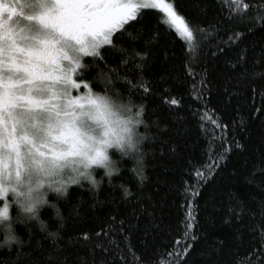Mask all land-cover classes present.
Listing matches in <instances>:
<instances>
[{"label": "snow or ice", "instance_id": "obj_1", "mask_svg": "<svg viewBox=\"0 0 264 264\" xmlns=\"http://www.w3.org/2000/svg\"><path fill=\"white\" fill-rule=\"evenodd\" d=\"M219 2L221 14L204 24L182 14L176 0H0V217L12 211L7 194L17 191L26 173L36 175L38 190L55 193L77 220L89 219L88 213L95 215L103 203L101 184L80 179L82 159L95 162L80 119L106 106L87 81L77 78L90 68L103 92L127 102L129 109L135 106L146 131L155 127L148 138L156 141L161 156L181 158L187 147L183 137L189 125L182 108L198 118L200 129L207 131L211 123L213 141L215 131L221 133L219 146L210 144L203 162L186 161L190 178L178 189L183 228L167 248L161 250L157 240L171 229L162 223L159 202L144 190L146 153L138 150L137 188L119 184L120 199L112 201L117 211L103 226L67 235L68 217L47 195L28 218L15 207L14 220L23 224L28 239L15 235L9 224L15 242L0 244L7 248L0 264H228L226 250L243 243L245 230L259 239L233 264H264V86L257 85L264 81V36L245 39L264 31V0ZM150 9L163 15L148 17L144 10ZM201 11L206 14V3ZM161 24L185 44L179 67L167 63ZM189 78L193 83L187 94L197 107L185 105L178 91ZM81 86L85 91L74 95ZM152 96L163 110L154 105L149 122L145 117ZM234 99L246 102L233 105ZM233 153L237 162H231ZM113 179L108 177L109 185ZM86 187L90 204L83 198ZM201 199L221 213L222 224L232 226L231 236L196 227ZM45 206L59 220L54 228L41 219ZM208 219H214L211 212ZM133 235L140 238V250L131 242Z\"/></svg>", "mask_w": 264, "mask_h": 264}, {"label": "trees", "instance_id": "obj_2", "mask_svg": "<svg viewBox=\"0 0 264 264\" xmlns=\"http://www.w3.org/2000/svg\"><path fill=\"white\" fill-rule=\"evenodd\" d=\"M180 7L182 14H185L186 17L191 19H196L201 21L204 24H209L218 18L220 13V2L219 0H176ZM207 4L206 14L201 11L204 4ZM145 15L151 18H158L163 14L157 10H144ZM155 22V20H153ZM161 33L163 34V39L161 41V46L166 47L169 51L168 64L175 63L177 67L180 66V61L184 55L185 44L181 38L175 33L174 30L169 31L167 25H160ZM261 36H264V31H257L254 36H246V40L257 39ZM221 38H225L224 33H221ZM207 46H205L202 51H206ZM174 54V55H172ZM161 61L160 55L157 56V64ZM85 63H91V61L85 57ZM96 75V70L90 68L83 71L82 75H78L77 78L83 79L89 83V86L93 90L103 91V85L94 79ZM192 79H188L186 83H183L178 86V91L181 95L184 96V104H192L193 107L197 105L192 100L191 96L187 93L190 90L192 85ZM258 88L264 86V81H257ZM249 101L251 99V93H247ZM244 104L246 101L241 99L240 101L233 100V105L236 103ZM260 97L257 95L256 103L259 104ZM154 105H159L160 109L163 110V105L160 103L159 99L152 96L148 98V109L145 119L150 122L153 115L151 109ZM181 112L187 115V123L189 125L187 134L183 137V140L187 144L186 148L182 149L183 156L181 158H172L167 154L161 156L158 152V144L155 140H152L149 137V133H155V127L151 126L146 131L143 125L140 126V132L145 133V140L142 145V150L146 153L144 158L145 168L144 171L148 176L146 182L145 191L151 192L155 199L159 202L158 212L163 216L162 223L170 226V231L161 233V237L158 238L157 243L160 245L161 250L169 246L168 242L175 236L180 234L182 231L183 225L181 221L184 219L185 209L181 206L183 203L182 192L178 189H181L183 186V181L189 179L188 173L184 171V168L187 166L186 161L190 158L193 162H203L208 156V147L210 144L214 146H219L220 144V135L219 130L215 131V140L213 141V128L211 123L207 124V131L200 129L197 126V117L191 115V110L187 107L182 108ZM247 111V108L244 109ZM230 135V133H229ZM153 150H155V155H153ZM113 155L119 160L120 173L113 175V185L108 184V178L104 177L101 183V191L99 199L103 201L102 204H98L95 209V215L92 212L88 213L89 219L86 220H77L75 217L69 216V210L67 206L63 204L62 201L56 200L55 193H48V198L58 203L61 207L62 215L68 217L65 222V230L67 235H73L75 232L83 229L88 231H95L97 227L103 226L102 221L108 219V215L117 211V205L113 203V198L116 201H119L122 190L119 187L120 183H127L133 191L136 190L138 184V178L135 177V157L129 156L124 157L119 153L113 151ZM238 157L235 153L232 154L231 162H237ZM230 162V163H231ZM96 175L98 177L103 176V170L97 169ZM86 183V182H85ZM75 188L76 186H72ZM177 189V190H174ZM83 198L85 204L91 203V195L88 192L87 187L83 189ZM200 210L197 214V219L199 223L196 225L197 228L201 226L207 230L209 233H219L221 235L231 236L233 234L232 226L224 225L221 223V213L212 212L211 209H208L204 206L203 200L199 201ZM119 211L123 212V206L120 207ZM211 212L214 219L210 222L208 219L209 213ZM11 214L15 217L16 210L15 207L12 208ZM51 218V219H50ZM41 219L49 222L53 225V228L56 224L59 223V220L54 215V210L50 206H45L42 209ZM14 229L16 234L20 236L22 240H27V231L24 228L23 224L19 220H14ZM52 230V229H50ZM0 233V237H2ZM139 236L133 235L131 237V242L135 245L137 250L141 249L139 242ZM259 237L248 230L243 232L242 240L243 243L235 245L234 248L226 250V259L228 264H233V260H239L240 257L244 256L248 251L251 250V245L258 240ZM86 251V249L81 250ZM7 248L4 247L0 249V254H6Z\"/></svg>", "mask_w": 264, "mask_h": 264}, {"label": "clouds", "instance_id": "obj_3", "mask_svg": "<svg viewBox=\"0 0 264 264\" xmlns=\"http://www.w3.org/2000/svg\"><path fill=\"white\" fill-rule=\"evenodd\" d=\"M93 93L102 97L106 106L93 109L91 114L80 119L88 151L95 159V162H90L87 158L82 159L80 170L83 175L80 179L89 184H101L104 177L108 178L118 173L119 160L113 155V151L124 157L134 156L138 150H142L146 137L141 135L139 130L142 120L136 115L138 109L135 106L129 109L127 102L117 100L100 90H93ZM97 169L103 170L102 177L96 175ZM37 179L36 175L29 176L26 173L17 191L10 190L7 194L11 205L16 207L22 218L32 216L47 200L48 193L36 187ZM13 220L11 211L8 217H0V233L3 234L0 237V244L15 242L12 238L13 233L8 229L9 224L14 228Z\"/></svg>", "mask_w": 264, "mask_h": 264}, {"label": "rangeland", "instance_id": "obj_4", "mask_svg": "<svg viewBox=\"0 0 264 264\" xmlns=\"http://www.w3.org/2000/svg\"><path fill=\"white\" fill-rule=\"evenodd\" d=\"M157 11H159V12H161L160 10H157ZM162 13V12H161ZM163 14V13H162ZM83 91H85V89H84V87L83 86H81V88L79 89V90H73V94L75 95V94H79V92H83ZM0 205H2V201H0ZM13 207H15V206H13Z\"/></svg>", "mask_w": 264, "mask_h": 264}]
</instances>
